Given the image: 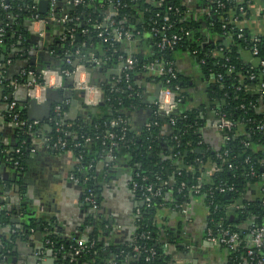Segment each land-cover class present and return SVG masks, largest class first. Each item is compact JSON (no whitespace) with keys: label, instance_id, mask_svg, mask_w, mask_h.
<instances>
[{"label":"trees","instance_id":"1","mask_svg":"<svg viewBox=\"0 0 264 264\" xmlns=\"http://www.w3.org/2000/svg\"><path fill=\"white\" fill-rule=\"evenodd\" d=\"M208 1L214 10V0ZM32 4V0H8L9 10L0 11L1 28L4 30L0 33V56L9 57L12 47L23 37H28L23 31L22 22L30 19L27 6ZM113 5L115 12L110 20L114 24L106 27L109 41L104 42L97 37L95 28L106 22L105 14ZM185 9L182 0H165L162 3L159 0H82L77 6L71 5L70 0H56L55 16L66 14L72 19L65 24L55 25L58 35L47 42L46 51L51 52L52 58L58 59L60 70L72 71L76 61L89 66L88 52L101 59L103 67H115L120 56L127 57L122 48L125 42H110L113 31L119 27L130 32V43L147 44L150 49V55L139 52L130 55L135 60V65L127 78L122 72L113 83L100 84L91 80L90 83L99 87L103 95L94 111L83 109L85 116L80 114L69 123L48 120L51 132L42 135L44 141L48 140L45 145L50 150L49 145L58 138L65 141L66 149L71 151L76 160L72 175L78 179L77 184L82 191L91 190L97 200L99 180L105 175L107 168L99 171L96 165L105 162L110 167L113 161L106 158L109 151L114 162L126 160L132 170L131 183L136 182L138 185L134 193L141 205L131 241L118 247L106 245L103 238L104 225L98 221L96 214L88 217L87 225L91 232L85 242L87 248L78 256L74 255L73 250L77 247V241H68L50 230L49 225L44 222L36 224L33 220L21 219L11 228L15 230L11 240L23 237L30 231L42 232L43 246L53 251L57 264H68L66 256L69 253L72 264H121L127 257H134L136 264H168L160 238L163 237V241L179 249H182V242L173 230L167 229L164 233L155 223V215L161 209L179 210L189 198L198 196L204 200L208 209L207 226L216 230L217 225L222 224L239 236L237 247L227 250L226 264H256L250 262L246 252L251 248L249 226L253 223L264 224V192H261V188H264V131L257 129L258 125H262L264 130V89L262 94L258 90L261 84L264 85V67L260 64L264 60V33L254 35L249 29L242 27L241 21L250 16V10L245 8L239 13L238 5L233 3L227 5L222 15L216 16V19L213 16L207 18L211 34L217 38H225L226 44L220 45L217 41L214 44H200L197 31L199 26L195 20L186 17ZM229 13L237 19L236 23L229 22ZM40 16L44 17L42 14ZM164 16L171 25L167 34H179L183 40L172 50L160 51L157 42L162 35L161 31L157 37H153L151 29H159ZM50 26L53 25H49L48 29ZM82 30H86V33H81ZM239 34L241 37H238ZM62 35L66 36L64 40H61ZM175 51L189 54L196 51L192 55L203 81L208 84L206 92L211 111L216 119L224 114L234 124L230 131L219 129L220 142L217 148L203 140L201 131L206 125L205 115L196 109L185 108V79L178 72L177 79L171 80L166 86L172 90L178 86L179 91L176 93L180 98L171 115L175 123L170 126V135L161 137V127L169 125V118L159 116L156 108L152 110L147 127L138 132L130 127L129 118L131 112L140 107L139 96L142 90L135 80L136 75H146L148 83L161 87L164 85V77L158 76L154 71L143 70V66L155 60L169 62ZM243 52L250 53L255 62L248 63L242 56ZM67 59L70 60L69 64L65 61ZM30 70L25 69L26 72ZM26 72L15 76L16 83H27ZM67 81L69 79H65ZM0 82L4 89L9 84L3 74H0ZM11 102L14 101H8L9 104ZM15 105L20 119L28 121L26 106L17 102ZM7 114L10 118L9 110ZM110 121H116L117 126L111 127ZM39 124L30 132L20 126L15 127L16 140L13 147L6 150L0 145V160L12 169L18 183L25 171L34 137L37 133H42V123ZM108 133L117 135L114 146L105 138ZM217 154L221 157L218 158ZM212 164H215L216 170L207 176ZM228 165L232 167L228 168ZM85 178L87 180L84 182ZM194 185H199V194L191 192L190 188ZM147 186L158 191L157 196L151 197L149 206L142 202L141 188ZM219 186L232 188L229 199L215 190ZM230 204L241 208L227 211L225 208ZM21 210L20 207L15 210L1 208L0 228L9 226L12 216ZM135 246L139 247L138 252L133 251ZM8 250V244L0 241L1 264H14L7 259ZM145 250L154 252L149 261H146L149 254ZM109 256L113 258L111 263H108ZM253 257L261 259L264 264V251L256 250Z\"/></svg>","mask_w":264,"mask_h":264},{"label":"crops","instance_id":"2","mask_svg":"<svg viewBox=\"0 0 264 264\" xmlns=\"http://www.w3.org/2000/svg\"><path fill=\"white\" fill-rule=\"evenodd\" d=\"M248 1L250 2V16L241 21V26L249 29L254 35H261L264 33V0ZM182 3L186 8V17L195 20L199 26L197 31L201 40L200 44H214L215 41L219 42L220 45L226 44L227 40L225 38H217L210 32L207 18L216 16L210 12L211 7L208 0H182ZM113 14L112 9L109 8L105 18L108 19ZM232 17L233 15L229 13L228 19ZM1 22L0 18V29ZM202 24H204V27ZM22 27L28 37H23L15 47H12L9 57L0 56V74H3L6 80L9 81L5 89L0 82V145L6 150L11 149L16 140L15 126L7 114L9 110L8 101L13 100L26 106L20 100L28 97L26 85L16 83L15 76L25 74V69L38 68V65L45 60L44 55H42L43 48L47 50V42L52 37L57 36L59 32L58 28L53 25L46 31L45 37L40 38L35 33L30 19L24 20ZM122 48L126 56L130 58V55L136 52L143 55H150L151 53L147 44L140 45L129 42L123 44ZM47 53L51 55V52L47 51ZM88 55L90 60L101 61L92 52H88ZM242 56L248 63L255 62L248 52H243ZM1 57H3V60H1ZM171 62L176 72L180 73L185 79V108L187 110L196 109L205 115L206 125L201 131L203 140L206 144L217 148L220 142L219 129L215 126L218 118L216 119L209 107L210 102L206 92L208 84L203 81L193 55L187 52L175 51L171 56ZM25 63L28 68L27 66L25 68ZM123 66L122 64L121 67V62L115 67H103V64L100 63L95 66L92 65V68L97 69L100 67L103 71L89 74V81L91 82L94 79L96 83L100 84L113 83L116 81L115 78L121 74ZM44 67L58 71V65L48 63ZM114 72H116V75H114ZM135 80L142 89L139 96L140 107L131 112L129 122L130 127L138 132L148 126L152 110L156 108L158 84L148 83L146 75L137 74ZM59 91L63 101L67 102V109L62 108L64 112L62 123H65L64 120L69 123L80 114L84 115V102L80 92L70 89L71 94L70 98H68L66 96L67 89L61 88ZM41 93L39 91L37 94L42 100L44 97ZM47 99L53 106L57 104L54 95H49ZM73 101L76 102L77 108L73 109ZM41 102H44V100L39 101V103ZM77 111L81 113H77ZM51 112L53 113V110ZM51 118L52 115H49L48 119L40 123L48 124L47 121L51 120ZM154 125L157 124L154 123ZM47 133L49 131L42 127V133L39 132L34 137L35 140L25 164V171L20 177L19 183L15 181L12 169L0 160V192H2L0 195V209L9 207L15 210L20 207L22 210L14 214L11 220L18 219L19 222L21 219L26 221L33 220L36 224L44 222V224L49 225L50 230L74 243L76 241H86L91 232L90 226L87 225L88 217L96 214L98 221L104 225L103 238L107 246L118 247L129 243L136 229L141 201L132 190V170L126 160L119 159L114 162L113 158L110 167L105 162H100L96 165L99 171L104 168H107V171L99 180L98 208L93 211L84 203L81 187L70 178L76 165L75 158L71 154L48 149L44 141V136ZM170 133V125L166 124L161 127L160 134L162 138L168 137ZM43 134L44 136L42 137ZM16 185L19 186L18 192L14 188ZM249 196H251V193ZM5 200H9V203H5ZM26 212H29L30 217H26ZM207 219L208 209L204 204V200L198 196L189 198L184 207L179 210L161 209L156 213L155 223L158 227L164 233L167 229L173 230L177 238L182 242V249H179L163 241V237L160 238V245L164 255L168 258V264L227 263V250L213 246L205 240ZM16 224L11 223L9 226L0 228V241L6 242L9 246L7 259L10 263L57 264L56 255L53 251L43 246L42 232L38 230L30 231L23 237L11 240L10 237L15 231L11 228L16 226ZM36 233H40V235L36 237ZM66 261L68 264H72L70 253L67 254ZM111 262H113V258L109 256L108 263ZM131 263L136 264L134 257L125 258L121 264Z\"/></svg>","mask_w":264,"mask_h":264},{"label":"built area","instance_id":"3","mask_svg":"<svg viewBox=\"0 0 264 264\" xmlns=\"http://www.w3.org/2000/svg\"><path fill=\"white\" fill-rule=\"evenodd\" d=\"M33 4L30 6H27V10L30 14V21L33 25V28L35 30V33L40 38L45 37L47 34L48 26L49 25H60L65 24L68 21H71L72 19L69 18L66 14L62 15L60 17H56L54 13V5L56 0H47L48 1V11L47 14L43 15L42 18L40 16V13L38 12V0H32ZM160 3L164 2L165 0H159ZM71 5L77 6L82 3V0H70ZM110 3V1L108 2ZM237 4L238 5V12L242 13L245 8L249 9L250 2L248 0H214L212 2L214 10L210 8V12L214 14V16L222 15V13L225 11V8L227 5L230 4ZM113 13L115 12V6H110ZM8 0H0V10L2 11H8L9 10ZM111 18V17H110ZM110 18H105V23L102 25H97V37L102 38L104 42H108V36L109 34L106 31L107 26H112L114 24L113 20H110ZM108 21V22H107ZM230 23H236L237 19L233 16L231 19H229ZM7 26V25H5ZM171 25L168 23V18L164 16L161 19L160 28L157 29L156 27H153L151 29V34L153 37L158 36V32L161 31V37L159 38V41L157 42V46L159 47L160 51L164 50H172L174 49L178 44H180L183 40V37L179 34H167ZM224 28V27H223ZM240 32L242 31V27L239 28ZM3 28L0 29V33H3ZM81 33L85 34L86 30H82ZM238 37H241V34L238 35ZM66 38L65 35H62L61 40H64ZM131 41V34L128 30H124L123 28H115L113 31L112 38L110 39V42H126L129 43ZM254 41L257 42L255 39ZM2 41L0 40V43ZM255 52V50H254ZM196 51H193L192 54L194 55ZM76 54H79L76 52ZM119 62L123 64L122 72L125 73V78L129 76V72H131L135 65V60L130 57L123 58L120 56ZM66 63H70V60H65ZM89 63V66H86L85 64H80L78 62V65L72 70H49V69H42L40 72L36 75L35 72L29 71L27 72V76L31 78L29 82H27L25 85L28 88V97L33 96L35 97L38 102L43 101L44 98H39V91H41L42 96L43 92L46 88H51L54 90H60L61 88H64L63 85L65 83V79H73V87L72 89H75L78 92H83V102L87 106L95 107L97 104L102 101L103 95L102 91L99 87L94 86L89 81V74L86 73V68H92V65H98L99 63L102 64V62H96L95 60L87 61ZM261 66L264 67V60L261 61ZM143 70L151 72L154 71L158 74L160 77H164V85H161V88L158 92V96L155 102L156 106V112L159 116L169 118V125L173 126L175 123V120L171 117L173 112L176 110L178 102L180 101V98L177 95V91H179V87L175 86L174 90L170 89L169 87H166L169 85L171 80L177 79L176 70L173 67V64L171 61L167 62H150L143 66ZM121 72V73H122ZM219 78V76H218ZM253 77L251 76L250 79ZM40 79V82H37L36 80ZM264 85L261 84L260 88L258 89L260 94L263 93ZM44 97V96H43ZM67 105V102L63 101L61 104H55L51 110H53V113L51 112L53 120H57V122H63V116L64 112L62 111V108ZM15 102H11L9 104V112H10V120L13 123L15 127H22L25 128L28 132L39 126L40 122L38 121H30V120H21L20 115L18 112L15 111ZM63 106V107H62ZM116 121H110V126L115 127L117 126ZM48 126V127H46ZM218 129H225L227 131H230L234 124L226 118L224 114H220L218 117V122L215 125ZM47 130L49 133L51 132V127L48 124H43L42 126ZM257 129L260 131L263 130L262 125H258ZM48 134V133H47ZM105 138L110 142L111 146H114L115 140L117 139V135L114 133H108ZM48 141V140H47ZM45 141V142H47ZM51 150L66 154H71V151L69 149H66V143L61 138H58L55 142H53L51 145H49ZM217 157L220 158V154H217ZM107 160H112L114 157L111 155V152L106 155ZM15 165L17 166L18 163L16 162ZM231 165H228V168H231ZM216 170L215 164L211 165L210 171L206 173L207 176H209L211 173H214ZM253 174V172H251ZM74 182L78 183V179L75 178L73 175L70 177ZM87 179L85 178L83 181L85 182ZM201 180V178L199 179ZM132 190L135 192V190L138 188V185L136 182L131 183ZM199 185H194L190 188L191 192L194 194H199L200 192ZM218 193L223 194H229V192L232 191V188H224V187H216ZM142 191V202L147 203V206H149V202L151 197L157 196L158 191H153L152 186H147L145 188H141ZM261 192H264V188H261ZM83 201L85 204H87L93 211H96L98 208V200L94 197V194L91 190L83 191ZM241 206L230 204L225 209L227 211H235L240 209ZM206 242L213 245V246H219L222 247L228 251L234 250L238 243H239V236L236 232L230 231L228 228H225L222 226V224H218L216 230H213L210 226L206 227ZM248 237L249 242L251 244V248L248 249L246 252V256L250 260L251 263L256 264H262L261 259H254L253 255L255 251H264V224H251L248 228ZM86 241H78L77 247H75L74 255L78 256L80 252L84 251L87 247L85 245ZM139 247L135 246L133 248L134 252H138ZM149 254L148 257H146V261H149L152 256H154V252L152 250H145Z\"/></svg>","mask_w":264,"mask_h":264},{"label":"water","instance_id":"4","mask_svg":"<svg viewBox=\"0 0 264 264\" xmlns=\"http://www.w3.org/2000/svg\"><path fill=\"white\" fill-rule=\"evenodd\" d=\"M37 5H38V12L40 14H42V15L47 14V11H48V1L47 0H38ZM214 18H216V17H214ZM202 26L204 27V24H202ZM77 38H78V36H76V39ZM19 45H20V43H19ZM42 53H43L42 55H44V57H45L44 62H41V64H39L38 68H36V69L35 68H31V71L39 73L40 70L44 69V66H47L48 63H51L53 65H58V71H59L60 70L59 69L60 62L58 60L52 58L50 56V54L47 53L46 49H44V48H43ZM1 60H3V57H1ZM77 65H78V61H76L74 63L73 68H75ZM24 66L28 67V65H26V63L24 64ZM121 67H122V64H121ZM102 71L103 70L100 67L97 68V69L96 68H86V73H88V74L95 73V72L99 73V72H102ZM114 75H116V72H114ZM30 80H31V78L28 77L27 82H29ZM63 87L65 89H67L66 96L68 98H70V94H71L70 89H72V87H73V79H69V81L65 82ZM160 88H161L160 86L157 87L156 97L158 96V92H159ZM26 91H28V88H26ZM59 92H60L59 90L46 88L44 90V92H43L44 102H41V103H39L38 100L35 97H33V96L27 97V99L20 100V102L22 104H26V114H27L28 120L44 122L45 119H48L49 115H51V109L53 107V104L47 99V97L49 95H54L56 97L55 101L57 102V104H61L63 102V97L60 95ZM80 95H81V97H83L84 93L80 92ZM72 106H73V109L77 108L76 102L73 101L72 102ZM86 108L92 109V111H94L95 107H91V106H87V105L83 104V109H86ZM63 109H67V107L64 106ZM75 112H76V110H75ZM77 113H81V112L77 111ZM68 120H70V119H68ZM64 121H65V123L67 122V120H64ZM46 127H48V126H46ZM46 129H48V128H46ZM14 188H15V191H17V192L19 191V186L16 185ZM1 194H2V192H0V195ZM225 198L229 199V194H226ZM1 203H3V201H1ZM5 203L8 204L9 200H5ZM25 215H26V217H30L29 212H26ZM10 222L11 223H19V220L18 219H12ZM39 235H40V233H36V237H38ZM49 253H51V252L49 251ZM188 257H190V256H188ZM131 264H134V263H131Z\"/></svg>","mask_w":264,"mask_h":264}]
</instances>
